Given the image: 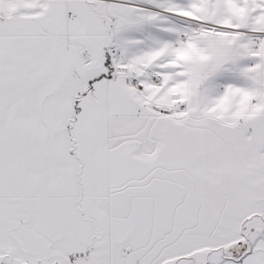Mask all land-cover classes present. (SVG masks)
Masks as SVG:
<instances>
[{
    "label": "snow or ice",
    "instance_id": "6c2138e0",
    "mask_svg": "<svg viewBox=\"0 0 264 264\" xmlns=\"http://www.w3.org/2000/svg\"><path fill=\"white\" fill-rule=\"evenodd\" d=\"M0 264H264V0H0Z\"/></svg>",
    "mask_w": 264,
    "mask_h": 264
}]
</instances>
